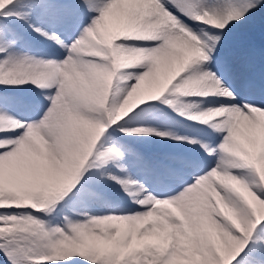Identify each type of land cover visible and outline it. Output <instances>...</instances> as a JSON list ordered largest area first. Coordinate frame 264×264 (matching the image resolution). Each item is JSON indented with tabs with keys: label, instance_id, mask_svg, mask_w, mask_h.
<instances>
[{
	"label": "snow or ice",
	"instance_id": "snow-or-ice-1",
	"mask_svg": "<svg viewBox=\"0 0 264 264\" xmlns=\"http://www.w3.org/2000/svg\"><path fill=\"white\" fill-rule=\"evenodd\" d=\"M0 264H264V0H0Z\"/></svg>",
	"mask_w": 264,
	"mask_h": 264
}]
</instances>
